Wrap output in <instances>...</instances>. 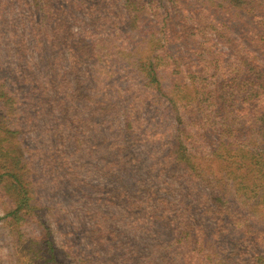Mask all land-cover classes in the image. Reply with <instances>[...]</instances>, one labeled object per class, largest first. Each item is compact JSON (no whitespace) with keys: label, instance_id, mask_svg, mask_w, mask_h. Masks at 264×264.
Listing matches in <instances>:
<instances>
[{"label":"trees","instance_id":"trees-1","mask_svg":"<svg viewBox=\"0 0 264 264\" xmlns=\"http://www.w3.org/2000/svg\"><path fill=\"white\" fill-rule=\"evenodd\" d=\"M154 1L34 0L39 25L7 34L0 68L39 98L21 132L40 160L10 156L15 120L0 112L7 226L21 237L36 215L37 175L105 208L91 232L110 239L93 247L121 264H264V0H157L162 36L126 44ZM127 226L137 240L120 238ZM23 240L33 264H64L49 231Z\"/></svg>","mask_w":264,"mask_h":264},{"label":"rangeland","instance_id":"rangeland-1","mask_svg":"<svg viewBox=\"0 0 264 264\" xmlns=\"http://www.w3.org/2000/svg\"><path fill=\"white\" fill-rule=\"evenodd\" d=\"M37 1L38 0H36V2ZM81 1L85 2L86 0H76V5H78L80 9L84 7ZM121 2H123V0H121ZM152 6H154L155 9H153ZM38 7L39 5H37L34 0H0V32L3 33V40L0 42V45L4 47L3 54H6L5 51L9 46H14V43L7 38V34H9L13 27L20 29L25 27V25L22 24L23 19H29V24L26 25V29H32V27L39 25L41 15ZM70 8L75 9L73 3ZM143 10L146 11L147 21L142 23L140 20L136 23V26L138 24L136 28L130 23H128L126 27V30L130 31L129 35L125 34L126 36H124L125 43L128 45L134 46L140 41L141 45H144L148 43L150 38L155 39L162 36V33L156 31L157 27L154 26V22L151 18L154 16L156 19H162L163 22V18H161L160 15L164 14L165 16V6L155 0L150 3L147 9ZM152 32H154V35H152ZM158 43L165 45L169 42L162 39ZM13 70L14 68L7 63H3V68H0V85L7 83L10 86V88L7 89L8 92H6L4 96V99H9L6 102V106L8 107L2 109L0 112L5 113L6 119L13 116L15 120L12 123L10 122V125L7 127V130L15 133L14 139H6L5 144L12 149L10 153L11 157L20 154L19 161L31 158L33 166L37 168L40 165L39 157L31 152V149H36L33 144L34 140L37 142L36 137L34 135H25L26 139L23 138L24 136L22 135L21 128H23V123L28 118L32 102H37L39 98L26 88L23 90L14 88V84L17 82V74H15ZM12 108L15 109L13 110ZM6 110L14 111V113L10 114ZM12 135L13 134H10L9 136ZM31 137L34 138V140ZM29 166L30 165H24V167L31 168ZM3 173H5V171ZM95 177L96 175H93L92 179L94 180ZM31 179L32 181L35 180V185L32 189L36 192V194H34L36 201L32 199L31 203L35 204L36 215L28 221L22 222L21 237H16L10 231V227L7 226V221L4 217L6 212L13 206L10 198L9 179L6 176L4 179L5 181L0 182V264H33L30 257L32 252L28 254L27 250L24 249L27 243L23 239L40 236L45 231H49L50 238L54 241L53 243L58 257L64 264L122 263L118 261L117 258L107 256L105 252H100L103 248L97 249V247H93L94 241L102 237L99 233L93 234L91 232L94 216L99 212L97 210L102 207L94 208L93 206H85V199H79L70 189L61 188L56 183L54 184L59 187L55 185L48 186L45 180L36 182V180L39 179L37 175L30 176L29 180ZM102 209L105 210V208ZM122 227L123 223H115V229H122ZM127 227L129 229H125L120 234V238L124 239V241L134 240V232H132L130 226ZM87 235H93L92 240H88ZM17 238H22V242H15L14 240ZM102 239L109 241L110 236L105 234ZM139 245L145 246L144 244ZM227 245L231 250H235L231 245ZM148 249L149 247L147 244V247L145 246V248L141 250L143 251V256L147 255ZM154 259V261L158 263V257L154 256Z\"/></svg>","mask_w":264,"mask_h":264}]
</instances>
